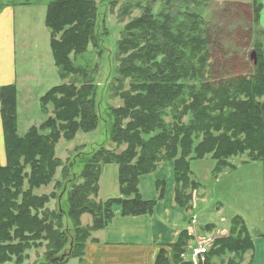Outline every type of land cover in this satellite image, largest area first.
<instances>
[{
  "label": "trees",
  "instance_id": "1",
  "mask_svg": "<svg viewBox=\"0 0 264 264\" xmlns=\"http://www.w3.org/2000/svg\"><path fill=\"white\" fill-rule=\"evenodd\" d=\"M162 1L159 11L154 7L157 0H126L121 9L123 15L141 12L124 27L117 44L120 65L115 94L122 105L110 109L112 121L109 125L105 120V127L111 143L126 148L117 152L100 145L96 152H78L81 161L91 158L80 174L82 181L73 169L76 157L69 165L63 164L56 146L62 133L73 140L78 131L91 132L99 126L100 100L88 74L84 80L89 82L80 87L70 82L43 94L40 104L44 109L52 106V115L23 136L18 132L17 87L8 84L0 88L6 151V164L0 166V264H25L27 251L43 247L45 241L46 253L40 264H64L71 257L82 261L92 233L110 225L118 210L124 216L154 211L156 201L142 198L139 180L162 161L173 163L175 200L186 209L191 207L192 192L201 186L192 178V160L212 158L214 176L234 167L231 160L238 156L261 161L264 167V46L256 43L257 62L250 74L225 79L220 68L225 73L233 66L230 61L212 63L213 34L199 0ZM250 8L248 16L253 12L259 24L261 1L252 0ZM99 20L95 0H53L47 4L45 25L63 77L67 72L80 74L72 65L71 53L79 55L90 42L98 45ZM60 32L63 34L57 40ZM106 164L118 165L121 195L97 200ZM51 184L61 194L55 210L50 207L54 191L36 192ZM84 214L91 215V225L83 224ZM228 232L215 238L205 264L213 258L224 264H242L245 254L254 248L240 215L230 219ZM191 239L185 230L172 245L175 264H192L181 259ZM156 264H169L164 249Z\"/></svg>",
  "mask_w": 264,
  "mask_h": 264
},
{
  "label": "rangeland",
  "instance_id": "2",
  "mask_svg": "<svg viewBox=\"0 0 264 264\" xmlns=\"http://www.w3.org/2000/svg\"><path fill=\"white\" fill-rule=\"evenodd\" d=\"M51 1L53 0H0V9L6 6L14 7L19 73H22V68H26L34 75L31 81L20 86L19 89L18 132L23 136L31 127H39L51 117L52 106L44 109L40 104V97L50 88L69 85L70 82L80 87L82 83L89 82L84 80L85 75L88 74L97 87V101L100 100L102 119L99 121V126L91 132L78 131L73 140L66 139L62 133L56 146V155L63 164L69 165L76 157L73 169L82 181L80 174L91 158L86 157L81 161L78 152H96L100 145H104L106 149H115L117 152L126 148V145L117 148L111 143L107 137L105 120L110 125L112 121L110 109L122 105V100L115 94L117 85L115 79L118 77L117 69L120 65L119 56L117 58V44L122 37L124 27L141 11L134 10L123 15L121 9L126 0H95L100 12L98 23L100 41L97 46L90 42L86 50L79 55L72 52V65L76 67L75 71L80 70L78 72L80 74H74V71L69 74L67 72V76L63 77L55 64L50 47V31L45 25L47 4ZM251 2L252 0H199L198 2L213 34L214 45L210 47L212 63L218 60L221 64L225 61L232 63V69H226L225 73L223 67L220 68L221 76L224 74L225 79L243 75L242 73L250 74L255 65L250 58L251 53L257 51L256 43L259 46L263 45L264 35L261 29L264 31V18L257 24L253 12L251 17L248 16V11L251 12ZM185 3L191 5V2ZM162 6L163 1L157 0L154 7L159 11ZM62 34V32L57 34L56 39H61ZM239 60L246 63L245 67L240 66L242 62H237ZM220 72L216 70L217 75ZM188 84L193 85L195 82ZM166 120L171 121V117ZM231 161L234 167L218 176L212 173L215 166L212 158L194 159L191 162L192 178L201 183L198 189L197 207L193 210L196 218H199L197 230L200 235L206 234L203 229L205 224L212 223L229 231L230 219L241 215L250 227L251 236L256 237V264H264L263 164L261 161H250L246 156H238ZM59 171L60 169L56 174L57 178ZM53 186L54 184H51L39 188L36 192L41 195L54 191L56 197L50 203V207L55 210L57 197L61 199V194L59 196V191L54 190ZM64 207H67L65 199ZM82 221L84 225L89 224L91 215L84 214ZM47 243L48 241H45L43 247L27 251L25 264H40L44 259ZM198 243L191 246L195 247ZM232 256L233 254L229 255ZM181 259L188 260L189 252L182 255ZM244 263L247 262L243 261L242 264ZM64 264H80V262L77 258L71 257Z\"/></svg>",
  "mask_w": 264,
  "mask_h": 264
},
{
  "label": "crops",
  "instance_id": "3",
  "mask_svg": "<svg viewBox=\"0 0 264 264\" xmlns=\"http://www.w3.org/2000/svg\"><path fill=\"white\" fill-rule=\"evenodd\" d=\"M260 1L262 3L261 21L264 18V0ZM15 23L14 7L1 8L0 88L4 85L15 84L19 96L20 86L31 81L34 75L26 68H22V73H19ZM4 163H6V151L0 114V164ZM99 185L98 200H108L121 195L117 164H106L102 167ZM198 189L192 192L191 207L189 209L180 207L175 200L173 163L171 161L160 162L153 172L142 175L139 180L142 198L146 201H156L154 211L151 214L124 216L118 210L110 225L92 233L82 261L77 258L80 264H156L158 254L162 249L166 251L169 264H175L172 261V245L177 242L181 232L185 230L192 237L188 246L189 253L191 245L196 242H204L211 247L215 238L226 236L228 230L211 223L205 224L203 228L206 234H199L197 230L199 218L197 219L193 213L197 207L196 201L199 199ZM244 221L247 225L245 219ZM91 223L92 217L91 222L86 225H91ZM247 227L250 232V227L248 225ZM252 239L254 248L246 253L244 261L247 263L244 264H256V237L252 236ZM210 264H224V261L213 258Z\"/></svg>",
  "mask_w": 264,
  "mask_h": 264
},
{
  "label": "built area",
  "instance_id": "4",
  "mask_svg": "<svg viewBox=\"0 0 264 264\" xmlns=\"http://www.w3.org/2000/svg\"><path fill=\"white\" fill-rule=\"evenodd\" d=\"M209 251V246L205 243H199V245L195 248H193L192 251V259L195 264H199V261L205 260V255Z\"/></svg>",
  "mask_w": 264,
  "mask_h": 264
},
{
  "label": "water",
  "instance_id": "5",
  "mask_svg": "<svg viewBox=\"0 0 264 264\" xmlns=\"http://www.w3.org/2000/svg\"><path fill=\"white\" fill-rule=\"evenodd\" d=\"M250 58H251V60H252L254 63L257 62V53H256L255 50L251 53ZM64 258H65V254L61 256L60 260H64Z\"/></svg>",
  "mask_w": 264,
  "mask_h": 264
}]
</instances>
